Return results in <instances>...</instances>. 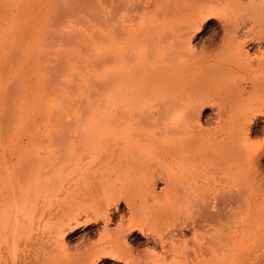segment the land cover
<instances>
[{
  "label": "bare ground",
  "instance_id": "6f19581e",
  "mask_svg": "<svg viewBox=\"0 0 264 264\" xmlns=\"http://www.w3.org/2000/svg\"><path fill=\"white\" fill-rule=\"evenodd\" d=\"M172 1L166 7V0H150L137 8L141 14H128L130 0H121L115 26L123 28L122 35L112 34L107 107L55 118L75 121L68 145H81L77 165L94 155L102 166L117 155L107 166L114 173L125 166L128 175L118 183L133 199L127 222L120 218L110 227L108 210L121 197L119 185L107 182L110 192L103 196L108 185L97 179L92 191L106 185L84 215L101 219L102 233L67 264H218L226 249L234 259L224 264H264V137L254 142L250 128L252 121L264 124V0H256L253 14H214L222 20L220 32L207 36L199 51L190 41L210 16L201 13L218 0ZM114 2L116 12L119 0ZM181 5H187L184 11H178ZM255 42L250 53L245 45ZM128 49L135 51L132 57ZM209 107L203 127L202 111ZM4 135L0 139L13 145L0 156V233L16 226L20 207L28 214L31 197V167L21 161L32 139L15 147L21 131ZM157 180L164 183L159 190ZM134 231L145 249L124 239ZM31 257L30 249L7 255L0 236V264H33Z\"/></svg>",
  "mask_w": 264,
  "mask_h": 264
},
{
  "label": "rangeland",
  "instance_id": "374dc122",
  "mask_svg": "<svg viewBox=\"0 0 264 264\" xmlns=\"http://www.w3.org/2000/svg\"><path fill=\"white\" fill-rule=\"evenodd\" d=\"M112 1L115 0H0V138L7 130L16 128L22 137L14 139V143L19 142L15 147L23 145L25 138L33 140H30L28 155L21 161L31 167L29 221L28 214L20 207L16 226L8 224L1 231L7 255L15 251L21 255L30 249L33 264H67L79 257L85 245L97 241L103 227L101 219L91 213L85 216L84 211L91 210L92 198L102 196L101 187L115 179L121 197L108 210L109 226H115L120 218L127 222L133 199L129 198L128 186H120L118 182L128 174L125 166L116 168L117 175L108 167L116 164L117 155L106 159L102 166L94 161V155L77 165L81 145L75 150L68 145L76 133L71 113L107 107L111 92L113 33L117 31L122 35L123 28L120 22L117 28L115 26V14L123 12L122 2L116 3L119 9L115 12ZM149 1L130 0L128 14H141L137 8ZM165 3L166 7L173 5L172 0ZM255 5L256 0H218L210 4L211 10L207 8L201 13L210 16L203 22L201 19L202 26L190 43L199 51L207 36L213 38L220 32L222 20L214 14L244 16L253 14ZM186 6L177 9L184 11ZM257 46L256 42L245 45L250 53ZM127 53L132 57L135 51L128 49ZM211 109L202 111L203 127L210 122ZM68 113V122L54 123L58 115L64 117ZM250 128L252 140L261 142L264 124L260 120L252 121ZM91 129H95L94 125ZM87 131L80 132V137L84 135V138ZM12 145L11 140L0 139V156L8 153ZM71 169H74L73 174ZM97 179H103L106 184L97 187L95 192L91 187ZM163 185L162 180L156 181L157 190ZM109 188V185L104 187L103 196L110 192ZM260 229L261 224H256L258 237ZM125 234L128 244L139 249L147 247L140 243L143 239L136 237L137 232ZM223 255L227 256L218 264L234 259L228 249ZM94 264L102 262L95 259ZM103 264L121 262L106 259Z\"/></svg>",
  "mask_w": 264,
  "mask_h": 264
}]
</instances>
